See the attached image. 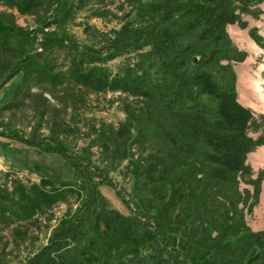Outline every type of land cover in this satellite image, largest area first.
<instances>
[{
	"label": "trees",
	"instance_id": "trees-1",
	"mask_svg": "<svg viewBox=\"0 0 264 264\" xmlns=\"http://www.w3.org/2000/svg\"><path fill=\"white\" fill-rule=\"evenodd\" d=\"M40 1L7 0L19 9ZM57 1L61 8L68 2ZM262 3L153 0L136 21L97 49L46 31L52 25L29 34L43 52L68 48L76 67L88 69L74 74L76 80L136 97L142 114L129 113L123 126L134 128L142 142L156 144L164 156H154V170L149 167L146 183L136 186L135 208L125 216L110 208L100 192L101 186L114 187L106 169L57 137L26 136L0 120V136L60 156L83 194L76 210L66 213L25 264H264V229L254 231L247 222L260 203L264 181V169L256 175L248 162L264 146V115L239 101L233 63L249 54L227 30L230 25L248 30L264 51L259 29L242 18L259 19ZM132 53L135 62L112 76L106 65ZM36 55L30 52L1 70L0 91L19 75L33 73L44 80L48 72L36 63ZM12 194V207L0 200L1 217L7 210L39 213L57 200L40 186L33 188V197L22 187Z\"/></svg>",
	"mask_w": 264,
	"mask_h": 264
},
{
	"label": "rangeland",
	"instance_id": "rangeland-1",
	"mask_svg": "<svg viewBox=\"0 0 264 264\" xmlns=\"http://www.w3.org/2000/svg\"><path fill=\"white\" fill-rule=\"evenodd\" d=\"M67 1L62 8L57 0H42L19 9L0 0V71L12 68L33 52L38 57L36 63L48 72L46 80L38 81L32 73L10 81L0 91V120L26 136L37 133L57 137L74 153L106 169L114 187L101 186L100 192L110 208L129 216V207L135 208L136 186L146 183L149 167L154 170V156H161L156 144L142 142L134 128L129 127L128 131L123 126L129 113L141 116L139 100L122 92L100 91L92 84L76 80L74 74L88 69L76 67L68 48L43 52L29 34L52 25L46 31L64 33L80 47L97 49L124 24L136 21L153 0ZM260 7L264 10V3ZM242 18L264 37V15L259 19L246 15ZM227 30L234 44L249 54L244 62L233 63L239 101L256 115H264V51L250 38L248 30L237 25H230ZM135 59L134 53L125 55L106 68L114 76ZM240 75L247 79V87L242 83L240 88ZM248 162L256 175L264 169V146L251 153ZM42 179L52 181L53 185L42 186ZM79 184L75 172L60 156L0 136V200L12 207V193L16 189L22 187L33 197L35 186L57 199L39 213L30 209L28 214L19 211L13 215L7 210L5 217L0 216V264H25L47 243L66 213H73L80 204L83 194ZM120 195L130 201V206ZM247 222L254 231L264 229V181L260 203L254 214L247 216Z\"/></svg>",
	"mask_w": 264,
	"mask_h": 264
},
{
	"label": "bare ground",
	"instance_id": "bare-ground-1",
	"mask_svg": "<svg viewBox=\"0 0 264 264\" xmlns=\"http://www.w3.org/2000/svg\"><path fill=\"white\" fill-rule=\"evenodd\" d=\"M239 77H240V82H239L240 83V88H241V84L242 83H243V85H245L247 87L248 86V81H247V79H245V76L240 75ZM247 92H248V90L245 92V95L247 94ZM252 93L255 94L256 91H253Z\"/></svg>",
	"mask_w": 264,
	"mask_h": 264
},
{
	"label": "water",
	"instance_id": "water-1",
	"mask_svg": "<svg viewBox=\"0 0 264 264\" xmlns=\"http://www.w3.org/2000/svg\"><path fill=\"white\" fill-rule=\"evenodd\" d=\"M40 183H41L42 186H48V187H50V186L53 185V182H52V181H49V180H47V179H42V180L40 181Z\"/></svg>",
	"mask_w": 264,
	"mask_h": 264
}]
</instances>
